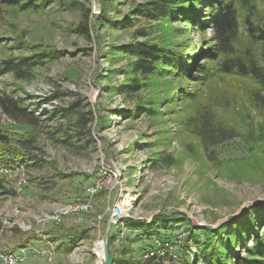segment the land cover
Wrapping results in <instances>:
<instances>
[{"label":"rangeland","instance_id":"obj_1","mask_svg":"<svg viewBox=\"0 0 264 264\" xmlns=\"http://www.w3.org/2000/svg\"><path fill=\"white\" fill-rule=\"evenodd\" d=\"M147 1L116 0L107 13L101 0H77L73 6L55 1L40 11L0 10V63L43 49L59 54L32 70L28 79L12 72L0 74V96L21 99L39 118L33 129L8 117L0 106L2 132L34 131L40 147L33 150L36 162L8 164L4 159L12 158L10 154L0 159L8 168L0 171V248L17 249L27 234L34 233L37 238L27 245L40 251L33 250L25 264H105L97 244L105 235L108 240L110 232L118 236L122 230L124 236L109 245L113 258L130 247L126 264H176L158 257L144 262L153 245L148 247L151 240L139 234L156 215L166 218L157 228L161 235L173 238L182 232V263L203 264L198 256L203 248L196 239L205 243L206 236H195L197 226L218 228L264 202V87L249 77L217 70L220 60L202 53L213 39L208 14L200 19L206 24L203 29L197 18L192 27L190 18L176 17L169 37L189 44L191 57L192 48L199 52L195 65H205L213 74L199 83L196 74L175 80L172 72V83L159 85L161 99L152 103L150 99L159 95L157 85L133 71L135 56L123 49L135 40L164 41L166 23L132 12L136 4ZM197 1L203 10L209 0ZM253 1V17L259 21L264 0ZM86 7L90 10L84 15ZM237 7L243 47L250 44L245 24L249 10L242 2ZM104 14L117 25L100 23ZM21 39L30 46L19 44ZM138 77L144 86L127 94L124 84ZM170 85L179 89H169ZM182 89L194 91L196 97L183 98ZM207 108L234 127V138L213 146L203 141L198 131ZM22 172L26 182L19 189ZM91 184L100 185L94 196L86 194ZM123 199L129 201L123 219L139 222L121 223L116 232L109 224L110 214ZM84 200L91 203L87 211L66 215L60 222L67 227L86 225L89 234L70 253H63L51 232L60 222L41 218L61 204ZM51 244L53 260L42 253ZM143 246L147 249L141 250Z\"/></svg>","mask_w":264,"mask_h":264},{"label":"trees","instance_id":"obj_2","mask_svg":"<svg viewBox=\"0 0 264 264\" xmlns=\"http://www.w3.org/2000/svg\"><path fill=\"white\" fill-rule=\"evenodd\" d=\"M55 1L71 6L77 3V0H0V10L6 7L40 11ZM115 2L116 0H101L103 11L107 13L109 7L114 6ZM240 2L249 10L245 16V24L250 44L243 47L239 45L240 23L237 3ZM204 6L205 9L199 10L200 6L197 0H148L136 4L132 10L133 13L145 12L151 17L160 18L163 23L168 25L165 39L162 42H155L152 39L135 40L123 47L124 51L135 56L132 62L133 71L138 75L145 76V78H151L153 80L151 83L157 85L159 95L150 99L152 103L161 99L159 85L172 83V80H169L171 77L168 76L172 72L175 80L177 78H190L196 74L199 83L207 81L213 74L211 73L212 70L205 65H195V59H197L199 52L192 48L193 57H191L190 53H187L189 44L172 41L169 37L175 30L171 22L176 17L179 19L190 18L192 27H194L193 21L197 18L198 27L203 29L206 24L200 19L208 14L213 39L207 43L205 48H202V53L207 54L212 59L220 60L217 70L226 74L249 77L256 81L259 87H264V14L259 21H255L253 17L255 3L253 0H209L204 5L202 4L201 9ZM82 10L84 15H87L90 7L82 8ZM103 20L108 21L113 27L117 25L115 19L105 14L100 16V23H103ZM79 28L88 30V26L82 24L79 25ZM18 43L25 44L26 47L30 46L23 39ZM255 45L258 49L254 47ZM58 56L59 54L55 49L31 51L30 54L20 57L10 56L1 61L0 74L12 72L18 79H28L32 70L40 67L45 61ZM220 56H222L221 59ZM144 84L145 82L139 79L136 82L125 83L124 89L129 94L130 91L140 85L144 86ZM171 88L179 89V86L170 85L169 89ZM193 93L194 91L182 89L181 96L194 99L196 95ZM168 96L169 98L172 97V95ZM0 106L2 111L16 122L26 123L33 129L37 126L39 118L33 111L28 110L21 99L0 96ZM139 106H143L149 111L153 110V107L147 105L139 104ZM72 107L73 105H70L67 109ZM210 109L207 108L200 119L198 132L203 141L213 146L234 138L232 131L234 127L226 126L221 122L217 113ZM78 120L81 119L78 118ZM38 148L40 147L36 144L34 131L27 130L25 133L13 135L8 129H5L4 132L0 129V159L4 158L6 154H10L12 158L4 159L8 161V164L23 163L29 160L36 162L38 158L33 150ZM0 187H2L1 182ZM165 219L162 215H156L151 223L144 224L145 231L139 236L146 235L148 240H151L148 247L153 245L156 237L170 239L169 236L161 235L162 233L157 231L158 226ZM123 220L127 225L139 222L129 217ZM0 226H2L1 221ZM54 228L51 231L54 233L53 240L60 243L58 248L63 253H70L77 246L79 240L86 238L90 231L86 225L67 227L61 222ZM197 228L194 233L196 237L200 233H204L206 236L205 243H201L198 238L196 239V242L203 248L198 255L203 264H264V202L247 207L244 213L224 222L218 228L204 226H197ZM117 237L110 232L108 236L109 245L117 240ZM36 238L34 233H29L16 248L26 246ZM143 248L146 247L143 246L141 250ZM129 250L130 247H125L121 255L114 256L111 264H126L129 252L132 253ZM151 258L149 261L144 260V262L150 263L155 257Z\"/></svg>","mask_w":264,"mask_h":264},{"label":"built area","instance_id":"obj_3","mask_svg":"<svg viewBox=\"0 0 264 264\" xmlns=\"http://www.w3.org/2000/svg\"><path fill=\"white\" fill-rule=\"evenodd\" d=\"M29 161L32 162V160ZM0 171H8L7 166L0 164ZM23 174L24 172L20 174L21 176L19 178V181L17 182V186L19 187V189H23L24 183L26 182V178ZM99 186L100 185L98 184L88 185L86 187V194L89 196H94ZM128 204L129 201H125L123 199L120 203L118 202L112 207L109 224L113 226V229L116 230V232L117 230H119L121 223L125 225V221L123 220L125 214L124 208L125 206H128ZM90 206L91 203L89 200L61 204L54 211H51V213L46 214L41 219L45 221L51 220L54 222H60L64 216L69 215L71 213L79 214L81 212H85L89 209ZM181 233L175 235L173 238L170 239L156 237L153 241V249H150L152 251H149L145 255L144 260H147L151 257H158L167 261H174L176 264H183L180 259L179 253V248L181 247L182 243ZM124 234L125 231L123 232L122 230L121 234L118 235L117 240L121 238V235L124 236ZM33 250L37 252L40 251L30 245L21 246L13 250H6L0 248V264H23L28 258L29 254L33 252ZM42 253L48 256L49 259L53 260L56 253L55 246L51 244V247L43 250Z\"/></svg>","mask_w":264,"mask_h":264},{"label":"water","instance_id":"obj_4","mask_svg":"<svg viewBox=\"0 0 264 264\" xmlns=\"http://www.w3.org/2000/svg\"><path fill=\"white\" fill-rule=\"evenodd\" d=\"M103 240L105 241V248H106V257H105V264H111V262L113 261V255H112V251L110 249L108 240H107V235L104 236Z\"/></svg>","mask_w":264,"mask_h":264},{"label":"bare ground","instance_id":"obj_5","mask_svg":"<svg viewBox=\"0 0 264 264\" xmlns=\"http://www.w3.org/2000/svg\"><path fill=\"white\" fill-rule=\"evenodd\" d=\"M96 250H97L96 252H97L99 258L104 259L106 256L105 241L98 242Z\"/></svg>","mask_w":264,"mask_h":264},{"label":"crops","instance_id":"obj_6","mask_svg":"<svg viewBox=\"0 0 264 264\" xmlns=\"http://www.w3.org/2000/svg\"><path fill=\"white\" fill-rule=\"evenodd\" d=\"M55 254H56V253H55ZM28 259H30V258H27L26 261H25L23 264H25V263L27 262Z\"/></svg>","mask_w":264,"mask_h":264}]
</instances>
